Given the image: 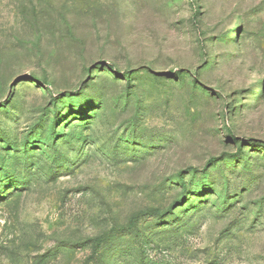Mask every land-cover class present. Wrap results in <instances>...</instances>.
Wrapping results in <instances>:
<instances>
[{
	"label": "rangeland",
	"instance_id": "rangeland-1",
	"mask_svg": "<svg viewBox=\"0 0 264 264\" xmlns=\"http://www.w3.org/2000/svg\"><path fill=\"white\" fill-rule=\"evenodd\" d=\"M0 264H264V0H0Z\"/></svg>",
	"mask_w": 264,
	"mask_h": 264
},
{
	"label": "trees",
	"instance_id": "trees-1",
	"mask_svg": "<svg viewBox=\"0 0 264 264\" xmlns=\"http://www.w3.org/2000/svg\"><path fill=\"white\" fill-rule=\"evenodd\" d=\"M52 135H53V134H52ZM214 161H215V160H210V161L205 165L204 169L208 168V167L210 166V164H212ZM191 173L194 174L195 172H194V171H191ZM178 178H179V185H180L181 189H182L183 191L185 190V192L188 191L187 186L185 185V182L183 181L182 177H181V176H178ZM185 192H184V193H185ZM184 193H183V194H184ZM181 203H182V201H179V205H178V206H180ZM167 212H168V211H167ZM167 212H166V213H167ZM168 214H169L168 216L172 215L171 212L168 213Z\"/></svg>",
	"mask_w": 264,
	"mask_h": 264
}]
</instances>
